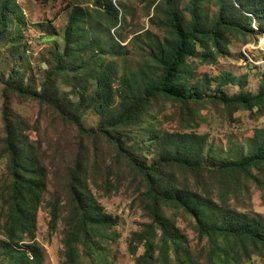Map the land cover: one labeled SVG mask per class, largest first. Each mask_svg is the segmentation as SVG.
I'll list each match as a JSON object with an SVG mask.
<instances>
[{"label": "trees", "instance_id": "1", "mask_svg": "<svg viewBox=\"0 0 264 264\" xmlns=\"http://www.w3.org/2000/svg\"><path fill=\"white\" fill-rule=\"evenodd\" d=\"M115 0H93L102 22L110 29L118 30L121 10ZM155 7L152 18L154 26L165 30L163 39H156L148 47V56L152 62L151 72L145 68L125 74V93L120 107H114L115 67L109 63L95 72L94 55L99 52L107 54L106 43L102 40L92 45L81 47L77 37L88 22V14L82 8L77 9L71 17L67 30V52L57 56L58 65L50 73L47 83L40 93L26 90L13 79L5 81L6 153L10 158V198L5 211V224L0 225V257L5 264H42L40 248L35 244V227L38 210L48 188V171L40 168L37 153L30 146L27 135L20 132L13 120L10 105L12 96L31 97L43 105L58 110L62 118L76 126L81 137H105L110 143L123 150L122 140L114 130L127 128L136 123L141 112L158 97H165L189 108L195 101H205V92L199 84L191 83L194 65L190 59L199 58L212 64L218 56L230 53V45L237 37L248 42L251 36L264 37V0H188L184 8L179 0H162ZM211 2L216 12L209 16L202 6ZM2 26L0 37L9 31L10 25L6 14L15 15L18 21L25 23V14L19 0H1ZM186 14L189 21H186ZM257 22L258 29H254ZM112 36V35H111ZM115 41V38L112 36ZM77 40V41H76ZM75 41V43H74ZM122 49V45L117 43ZM92 46V57H79ZM78 60L69 62L77 56ZM85 56V55H84ZM249 61L247 57L244 58ZM71 71H79L91 85L96 78L98 91L89 95L90 87L77 84L74 90L81 96L73 114H67L53 99L52 81L67 80ZM248 77H237L225 74L220 80L219 91L210 100L222 105L230 115L248 112L250 116L264 117V75L260 79L259 91L256 94L247 92ZM231 85L240 87V92L230 97L225 88ZM92 105V109L102 115L99 129L88 130L83 123V107ZM150 147L155 152L157 162L149 167L137 165L147 187L149 200L147 209L152 225L144 232L136 233L130 243L133 256L137 255L139 246L144 254L137 257L136 264H249L257 259H264V219L261 215L251 216L237 213L229 208V198H238L246 193L251 199L249 186L242 188L243 182L252 184L263 193L264 198V128L255 131L250 140L248 155L239 158L221 160L213 170L205 168L210 153L209 137L196 134L179 135L151 128ZM125 146V144H124ZM208 152V153H207ZM210 156V155H209ZM84 153L81 150L76 163L69 173L68 189L71 201L76 204L81 218L75 230L67 232L66 262L81 264L79 244L96 251L99 242L95 239L113 218L104 213L102 206L88 191V175L85 170ZM163 168H176L195 181L185 178L182 181L174 176L165 175ZM208 173V174H204ZM257 173V175L255 174ZM259 175H262L259 177ZM107 191H111L106 188ZM218 198V201L215 200ZM220 198V200H219ZM218 202V203H217ZM50 228L57 227L60 218V202L52 204ZM168 210L182 212L196 223L198 240H207L206 249L194 255L187 246L188 239L176 228V218L167 216ZM156 228L161 231L160 236ZM71 231V232H70ZM29 243H22L26 237ZM106 237V236H105ZM171 253L174 257H171Z\"/></svg>", "mask_w": 264, "mask_h": 264}, {"label": "rangeland", "instance_id": "2", "mask_svg": "<svg viewBox=\"0 0 264 264\" xmlns=\"http://www.w3.org/2000/svg\"><path fill=\"white\" fill-rule=\"evenodd\" d=\"M160 2L163 3L162 0H115L114 3L121 10L118 30H111L102 22L93 0H19L26 17L24 24L14 14H6L10 28L0 37V225L5 224L11 183V164L5 146V81L13 79L24 89L40 93L50 73L58 65L57 56L64 55L68 50L67 30L71 17L77 9L82 8L89 18L77 39L83 48L94 44L98 39L106 43L107 54L102 56L96 52L94 55V73H101V68L109 63L114 65L118 76L114 81L113 105L120 107L125 93L124 75L140 68L151 72L150 68L153 66L148 56V47L153 41L163 39L166 35L164 29L152 24L155 7ZM187 2L188 0H179L180 7L184 8ZM1 8L0 4V29ZM202 8L209 16L217 10L211 2L204 3ZM153 19L158 21L164 18L159 16L158 19ZM186 21H189L187 14ZM253 28L258 29L257 22H254ZM263 42L264 37L256 34L249 37L248 42L235 37L230 45V53L218 56L212 64L203 62L200 53L199 58L190 59L189 62L194 65L191 83L201 86L206 95L205 101H195L187 108L165 97L153 100L138 116L136 123L114 130V134L123 142L122 151L103 136L81 137L77 127L66 122L53 107L43 105L31 97L12 96L10 105L13 120L19 131L29 138L30 146L37 153L40 168L48 171V188L38 210L34 239L41 250L42 264H68L65 256L67 232L75 230L81 218L76 204L71 201L69 173L81 150L85 157L88 191L102 206L104 213L114 220L102 233L95 236L99 249L92 251L87 245L79 244L81 264H136L137 257L144 254L145 249L139 246L137 255L133 256L130 243L136 233L144 232L152 225L147 209L149 200L146 182L137 170V165L149 167L158 161L150 147L152 127L179 135H207L210 149V153H207L210 156H207L205 168L209 171L218 165L219 162L213 161L216 158L237 159L249 154L250 140L254 138L257 129L264 128V117L250 116L248 112L230 115L222 105L209 98L216 96L220 80L225 74L248 77L245 90L252 94L259 91L260 79L264 75ZM93 52L94 48L90 46L85 56L81 54L79 57L85 59ZM72 57L74 59L69 62L70 65L78 60V55ZM87 75L92 80L91 85H87L85 76L79 71H71L67 80L59 78L52 81L53 99L65 113L73 114L81 100V96L74 90L77 84L90 87L89 95L98 91L96 78L93 79L91 74ZM240 90L239 86L231 85L225 88V93L233 97ZM92 108L91 104L83 107L84 111H88L83 114V123L88 130L99 129L103 119ZM163 170L165 175L174 176L181 181L185 178L195 181L193 175H188L183 170ZM108 186L110 192L106 189ZM246 186L250 188L251 199L246 193L238 198L231 197L228 201L229 208L251 216L259 214L264 219L263 193L252 184L243 182L242 188L245 189ZM215 200L218 201V198ZM55 202H60V218L57 227L51 229V209ZM166 215L176 218V228L188 239L187 246L194 255L206 249L207 240H198L193 219L186 217L181 211L168 210ZM156 232L160 236L161 231L156 228ZM0 234L5 237L3 231ZM29 242L31 241L27 236L22 243ZM171 257H174L172 253ZM0 264H5L1 257ZM249 264H264V259H257Z\"/></svg>", "mask_w": 264, "mask_h": 264}, {"label": "bare ground", "instance_id": "3", "mask_svg": "<svg viewBox=\"0 0 264 264\" xmlns=\"http://www.w3.org/2000/svg\"><path fill=\"white\" fill-rule=\"evenodd\" d=\"M263 44H264V42H263Z\"/></svg>", "mask_w": 264, "mask_h": 264}]
</instances>
